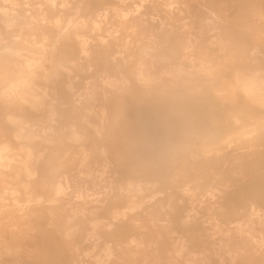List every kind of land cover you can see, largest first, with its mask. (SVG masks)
I'll use <instances>...</instances> for the list:
<instances>
[{
    "label": "bare ground",
    "instance_id": "obj_1",
    "mask_svg": "<svg viewBox=\"0 0 264 264\" xmlns=\"http://www.w3.org/2000/svg\"><path fill=\"white\" fill-rule=\"evenodd\" d=\"M0 46V264H264V0H0Z\"/></svg>",
    "mask_w": 264,
    "mask_h": 264
},
{
    "label": "rangeland",
    "instance_id": "obj_2",
    "mask_svg": "<svg viewBox=\"0 0 264 264\" xmlns=\"http://www.w3.org/2000/svg\"><path fill=\"white\" fill-rule=\"evenodd\" d=\"M7 37H8V41L9 42H12V41H14L15 40V38L13 37V34L14 35H16L17 34V32L16 33H9V34H7L5 31H2ZM2 49V46H0V50ZM9 59H16V58H12V57H10ZM75 81H77V82H84L83 80V78L81 77V75H79V74H77V76H76V78L74 79ZM93 112H94V114H96L97 113V110H93Z\"/></svg>",
    "mask_w": 264,
    "mask_h": 264
}]
</instances>
